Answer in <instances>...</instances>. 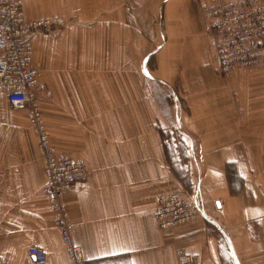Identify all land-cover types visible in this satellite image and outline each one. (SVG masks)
<instances>
[{"label": "crops", "instance_id": "obj_1", "mask_svg": "<svg viewBox=\"0 0 264 264\" xmlns=\"http://www.w3.org/2000/svg\"><path fill=\"white\" fill-rule=\"evenodd\" d=\"M89 2L24 0V7L30 20H44L85 12ZM125 2L111 0L122 14ZM202 28L211 54L207 63L218 73L203 21ZM176 55L157 79L162 85L171 84L175 68L184 62L182 57L180 65ZM126 58L140 60V68L109 63L69 72L57 66L49 73L41 65L53 93L41 104L52 145L59 155L84 160L89 168L86 179L65 196L74 242L82 247L86 264H177L178 249L203 263L264 264V60L258 68L231 73L227 85L218 82L217 148L206 147L184 123L199 215L194 222L162 230L155 201L180 195L183 186L168 162L159 104L147 92L144 54ZM230 90L237 99L226 100ZM78 148L81 155L75 153ZM43 185L42 153L26 112L11 110L0 94V256H24L12 264H29L25 253L31 246L47 252L48 264H69Z\"/></svg>", "mask_w": 264, "mask_h": 264}, {"label": "rangeland", "instance_id": "obj_2", "mask_svg": "<svg viewBox=\"0 0 264 264\" xmlns=\"http://www.w3.org/2000/svg\"><path fill=\"white\" fill-rule=\"evenodd\" d=\"M207 2L127 0L122 7L126 13L122 14L121 8L112 5L111 0H90L85 12L56 16L65 21L64 27L41 31L32 40L33 62L42 73V80L46 69H42L41 65L49 67V73L57 66L69 72L78 66L102 68L109 63L128 64L126 68L134 64L140 68V60H133L132 54L134 57L138 53L144 54L146 90L159 104L161 135L168 162L182 183L180 195L188 198L193 197L196 183L191 180L193 169L187 141L189 137L186 136L189 134L184 123L192 125V135L202 138L206 147L217 148L220 133L216 121L217 84L224 82L227 85L230 77L218 74L207 63L211 54L202 28V9ZM55 33L56 37L53 36ZM97 53L101 55L95 59L94 54ZM174 53H178L180 65L182 57L184 62L175 68L176 74L170 77L171 84L162 85L157 79L167 72L169 59ZM106 54H110L108 60H105ZM121 54H124L122 60ZM195 54L200 56V61L195 59ZM128 56L132 59L125 60ZM228 97L232 101L237 99L238 94L235 97L230 90L226 93V100ZM75 153L81 155V149H76ZM49 232L52 234V230ZM10 259L19 262L24 256L17 253Z\"/></svg>", "mask_w": 264, "mask_h": 264}, {"label": "built area", "instance_id": "obj_3", "mask_svg": "<svg viewBox=\"0 0 264 264\" xmlns=\"http://www.w3.org/2000/svg\"><path fill=\"white\" fill-rule=\"evenodd\" d=\"M202 20L205 33L213 41L214 64L219 74L227 76L262 64L264 0H209L202 9ZM64 26L65 21L58 18L29 20L24 0H0V94L7 97L11 110L26 112L30 129L38 139L44 174L41 193L48 203L69 264H86L82 247L74 242L75 228L65 196L75 183L86 179L89 168L84 160L59 155L52 145L41 104L52 99L53 93L33 62L34 36ZM198 215L196 203L186 196H165L155 201V220L162 230L194 222ZM27 255L31 264H48V254L41 247H29ZM176 262L210 264L185 249L177 250ZM0 264H12V261L0 256Z\"/></svg>", "mask_w": 264, "mask_h": 264}]
</instances>
